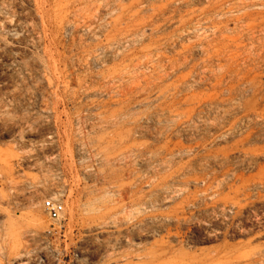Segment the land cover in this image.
Masks as SVG:
<instances>
[{
  "label": "rangeland",
  "instance_id": "rangeland-1",
  "mask_svg": "<svg viewBox=\"0 0 264 264\" xmlns=\"http://www.w3.org/2000/svg\"><path fill=\"white\" fill-rule=\"evenodd\" d=\"M0 264H264V0H0Z\"/></svg>",
  "mask_w": 264,
  "mask_h": 264
},
{
  "label": "built area",
  "instance_id": "built-area-1",
  "mask_svg": "<svg viewBox=\"0 0 264 264\" xmlns=\"http://www.w3.org/2000/svg\"><path fill=\"white\" fill-rule=\"evenodd\" d=\"M41 209L45 216L55 223H59L65 215L64 203L54 198L43 200L41 202Z\"/></svg>",
  "mask_w": 264,
  "mask_h": 264
},
{
  "label": "bare ground",
  "instance_id": "bare-ground-1",
  "mask_svg": "<svg viewBox=\"0 0 264 264\" xmlns=\"http://www.w3.org/2000/svg\"><path fill=\"white\" fill-rule=\"evenodd\" d=\"M258 256V255H257Z\"/></svg>",
  "mask_w": 264,
  "mask_h": 264
}]
</instances>
